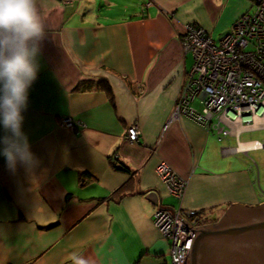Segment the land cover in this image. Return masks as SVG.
I'll return each mask as SVG.
<instances>
[{"label": "crops", "instance_id": "obj_1", "mask_svg": "<svg viewBox=\"0 0 264 264\" xmlns=\"http://www.w3.org/2000/svg\"><path fill=\"white\" fill-rule=\"evenodd\" d=\"M35 5L45 36L23 131L39 163L12 171L0 155V264H72L74 252L89 264H172L170 241L153 221L158 208L209 210L218 223L232 204L264 202L259 161L247 159L264 147L241 149L264 145V120L222 141L187 117L170 124L194 65L182 46L188 26L220 40L254 0ZM64 118L82 127L61 126ZM134 124L135 143L127 139ZM161 162L188 181L182 201L158 176Z\"/></svg>", "mask_w": 264, "mask_h": 264}, {"label": "built area", "instance_id": "obj_2", "mask_svg": "<svg viewBox=\"0 0 264 264\" xmlns=\"http://www.w3.org/2000/svg\"><path fill=\"white\" fill-rule=\"evenodd\" d=\"M253 7L217 41L203 28L188 26L182 46L193 54L194 65L177 98L170 124L187 117L214 130L219 141L260 126L264 120V0H254ZM195 101L201 105L199 110ZM60 125L74 130L82 127L71 118H64ZM140 136L139 124L128 128L130 142H137ZM156 172L169 194L182 201L188 181L166 162H161ZM215 220L209 210L184 209L182 205L177 209L160 207L153 215L155 226L170 241L172 264H189L193 229Z\"/></svg>", "mask_w": 264, "mask_h": 264}, {"label": "clouds", "instance_id": "obj_3", "mask_svg": "<svg viewBox=\"0 0 264 264\" xmlns=\"http://www.w3.org/2000/svg\"><path fill=\"white\" fill-rule=\"evenodd\" d=\"M44 36L35 0H0V155L12 171L18 164L32 171L39 163L23 131V112L37 79ZM70 259L72 264H89L75 252Z\"/></svg>", "mask_w": 264, "mask_h": 264}, {"label": "water", "instance_id": "obj_4", "mask_svg": "<svg viewBox=\"0 0 264 264\" xmlns=\"http://www.w3.org/2000/svg\"><path fill=\"white\" fill-rule=\"evenodd\" d=\"M237 208L254 214L240 213ZM193 231L189 264H264V204H233L218 223Z\"/></svg>", "mask_w": 264, "mask_h": 264}, {"label": "rangeland", "instance_id": "obj_5", "mask_svg": "<svg viewBox=\"0 0 264 264\" xmlns=\"http://www.w3.org/2000/svg\"><path fill=\"white\" fill-rule=\"evenodd\" d=\"M263 61H264V59H263ZM252 135H254L252 132H248V133H244L242 136H241V140H245L246 138H249V137H251ZM140 139V138H139ZM139 141V140H138ZM137 141V142H138ZM135 143V142H134ZM248 158V160H250V162H251V160H253V161H259V166H260V169H262V171H261V173H262V180H263V183H264V152L263 153H259V152H257V151H255V152H251L250 154H248V156H247ZM261 158H263V160L261 161ZM246 159V158H245ZM261 161V162H260ZM256 169H257V167H256ZM189 184V183H188ZM264 185V184H263ZM188 189V188H187Z\"/></svg>", "mask_w": 264, "mask_h": 264}, {"label": "trees", "instance_id": "obj_6", "mask_svg": "<svg viewBox=\"0 0 264 264\" xmlns=\"http://www.w3.org/2000/svg\"><path fill=\"white\" fill-rule=\"evenodd\" d=\"M117 165L120 167V169L129 171V168H127L124 164L117 163ZM129 185L130 183H127L124 186L120 187L118 190H116V192L114 193V196L123 198L127 193Z\"/></svg>", "mask_w": 264, "mask_h": 264}, {"label": "flooded vegetation", "instance_id": "obj_7", "mask_svg": "<svg viewBox=\"0 0 264 264\" xmlns=\"http://www.w3.org/2000/svg\"><path fill=\"white\" fill-rule=\"evenodd\" d=\"M262 204H264V202L263 203H261V204H259V205H262ZM233 205V204H232ZM232 205H230V206H232ZM230 206H228V208L230 207ZM255 206H258V205H254V206H245V207H255ZM227 208V209H228ZM227 209L225 210V212L223 213V214H225L226 213V211H227ZM237 210H238V212H240V213H243L244 212V209H241V208H237ZM249 212H244L243 214H248ZM249 214H254V213H249ZM259 214V213H258Z\"/></svg>", "mask_w": 264, "mask_h": 264}, {"label": "bare ground", "instance_id": "obj_8", "mask_svg": "<svg viewBox=\"0 0 264 264\" xmlns=\"http://www.w3.org/2000/svg\"><path fill=\"white\" fill-rule=\"evenodd\" d=\"M262 145L258 143L244 144L241 146V149L249 148V147H261Z\"/></svg>", "mask_w": 264, "mask_h": 264}]
</instances>
